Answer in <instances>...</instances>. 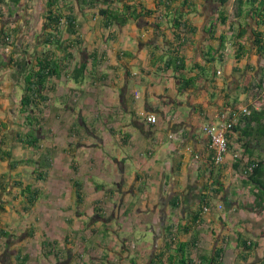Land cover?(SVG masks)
<instances>
[{
	"label": "crops",
	"instance_id": "crops-1",
	"mask_svg": "<svg viewBox=\"0 0 264 264\" xmlns=\"http://www.w3.org/2000/svg\"><path fill=\"white\" fill-rule=\"evenodd\" d=\"M233 4L171 0L187 24L176 29L173 11L159 26L148 15L156 0H59L62 43L49 47L47 0H0V264L170 263L180 245L192 264H264V206L245 175L264 162V53L253 45L264 26L236 19ZM124 6L123 25L101 13ZM48 51L58 77L22 113L15 62L35 67ZM244 109L260 114L247 121ZM222 116L234 129L217 165L203 128Z\"/></svg>",
	"mask_w": 264,
	"mask_h": 264
},
{
	"label": "trees",
	"instance_id": "trees-1",
	"mask_svg": "<svg viewBox=\"0 0 264 264\" xmlns=\"http://www.w3.org/2000/svg\"><path fill=\"white\" fill-rule=\"evenodd\" d=\"M220 3L222 7H225L230 0H216ZM59 0H47V13L45 16V30L49 31L45 35V39L43 40V43L45 46L53 47V46H60L62 41L60 37V31L62 29L63 23V16L60 14H57L54 11V8L56 7ZM157 2V10L156 11H148V15H151L152 13L156 15V24L159 26L161 20H159L160 15H167V13H172V19L175 23V28L179 29L181 27H186L187 24L178 22L176 15L179 14L178 9H172L171 8V0H156ZM160 8H163V11H158ZM131 7L124 6L122 13L120 14L118 11L114 10H106L102 11V15L106 17V19L111 23H116L119 25H123L128 18L126 16L129 15V12L131 11ZM227 13V11L222 12V14ZM132 14V13H131ZM130 14V15H131ZM175 16V17H174ZM233 16L236 19H241L243 17H249L256 21L257 26H264V0H234L233 4ZM132 17V16H131ZM126 18V19H125ZM225 21V19H223ZM66 25L67 29L72 33L74 31L73 28L75 27V23L72 18L66 17ZM74 34V33H72ZM246 34V31L239 32L237 35V38L243 37ZM262 34H258L254 32V41L253 45L257 47L258 51L262 54L264 53V46L262 45L263 39L261 38ZM177 39H180L178 37ZM3 40H6V36H3ZM51 50V49H50ZM177 54V52H175ZM211 56V55H210ZM209 55L206 57L208 62H214L215 58H211ZM37 62V65L34 67L29 63V60L24 57L20 60L16 61L17 69H18V75L24 78L25 81V94L21 101L22 106V113H32L34 111L33 107L37 106V97L41 95V89L42 87L46 86L50 79L52 77H58L59 73V61H56L54 59V55H52L51 51L42 53L41 56H38L35 60ZM176 62L179 63L177 66V69H183L184 64L182 59H176ZM86 67L84 64L80 65V68L77 70L75 69L73 73H75L74 79L78 81L79 78H83L85 73ZM76 71V72H75ZM263 81H261V84L259 85L260 89H264ZM262 89V90H263ZM43 99V97H41ZM256 112L254 109H252V112L250 113L249 117H246L248 120L255 119V116L259 115L260 113ZM246 116V115H245ZM26 124L30 126L33 125V119H31V116H27L26 118ZM32 145H35V142L31 143ZM1 153V152H0ZM4 156H1L0 154V160H3ZM253 171L252 173L246 175V178L248 181L252 184H254L258 190L259 193L257 194L258 202L257 204H260L262 207L264 206V162H257L253 165ZM34 198L29 199L28 202L31 204L33 203ZM168 231L169 236L172 234L171 229L165 230ZM7 234L2 229L0 230V237H5ZM173 242V239H170L167 243L168 245H171ZM216 257L219 258V252H216ZM177 257V258H176ZM173 257L171 259L170 263L162 262V257L158 256L156 257L151 264H157V260L161 262V264H192V261L190 259L185 258V245H180L177 249V256ZM175 259V260H174ZM206 264H216V258L209 261Z\"/></svg>",
	"mask_w": 264,
	"mask_h": 264
},
{
	"label": "built area",
	"instance_id": "built-area-1",
	"mask_svg": "<svg viewBox=\"0 0 264 264\" xmlns=\"http://www.w3.org/2000/svg\"><path fill=\"white\" fill-rule=\"evenodd\" d=\"M10 39L6 38L5 43L6 51H10L9 43ZM243 113L245 115H250L249 110L244 109ZM147 122L149 124H156L158 119L155 115L147 116ZM234 129V122L227 120L225 116H222L221 119L218 121L217 124H209L204 126L203 131L204 133L209 137L211 147L215 151L214 155V163L219 165L224 161V157L229 149V143H228V135L233 131ZM173 138V137H172ZM240 155L237 153L234 155L235 159H239ZM254 166H251L246 171L245 175H248L252 173Z\"/></svg>",
	"mask_w": 264,
	"mask_h": 264
},
{
	"label": "rangeland",
	"instance_id": "rangeland-1",
	"mask_svg": "<svg viewBox=\"0 0 264 264\" xmlns=\"http://www.w3.org/2000/svg\"><path fill=\"white\" fill-rule=\"evenodd\" d=\"M232 11V10H231Z\"/></svg>",
	"mask_w": 264,
	"mask_h": 264
}]
</instances>
